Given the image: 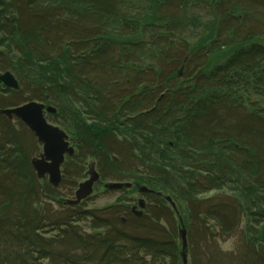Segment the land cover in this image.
<instances>
[{
    "label": "trees",
    "instance_id": "obj_1",
    "mask_svg": "<svg viewBox=\"0 0 264 264\" xmlns=\"http://www.w3.org/2000/svg\"><path fill=\"white\" fill-rule=\"evenodd\" d=\"M0 11L2 33L14 13L20 33L0 40L5 58L36 54L49 77L17 75L28 98L0 108L56 109L48 119L76 151L68 195L93 156L104 180L157 192L143 218L127 190L104 208L67 206L31 169L34 136L0 115V264H183L165 195L188 215V264H264V0H0ZM244 217L235 263L215 242Z\"/></svg>",
    "mask_w": 264,
    "mask_h": 264
},
{
    "label": "water",
    "instance_id": "obj_2",
    "mask_svg": "<svg viewBox=\"0 0 264 264\" xmlns=\"http://www.w3.org/2000/svg\"><path fill=\"white\" fill-rule=\"evenodd\" d=\"M11 85L17 87V81L11 75V73H6L5 75H0V85ZM56 113V109L52 106L46 108V105L38 102H31L23 106L17 107L14 110L2 111V114L8 117L10 120L19 119L27 127L36 133L39 140L44 143V155L39 164L37 163L39 170L41 171V176L48 172L51 175V182L55 186H59L62 183L63 175L62 168L60 167L64 163L65 154L74 155L75 149L70 147V143L67 142L69 137L67 134L61 130L59 127H55L47 121L46 113ZM90 171L87 173L90 179L86 180L84 183L79 185V189L75 194V198L66 200L65 204L68 206L76 207L82 202L87 200L93 193L94 185L99 184L100 177L95 172L94 165L90 164ZM134 184L132 183H120V182H108L104 185L105 190L109 192L121 191L123 189L132 188ZM138 191L140 194L155 193L150 190L147 186H138ZM160 194V193H159ZM161 195V194H160ZM166 199L173 204L171 197H166ZM147 208V203L144 200H140L138 206L132 208V212L138 218H142L144 210ZM124 222V221H123ZM181 238L183 243V254L182 258L184 264L187 262V239L186 231L182 230Z\"/></svg>",
    "mask_w": 264,
    "mask_h": 264
},
{
    "label": "bare ground",
    "instance_id": "obj_3",
    "mask_svg": "<svg viewBox=\"0 0 264 264\" xmlns=\"http://www.w3.org/2000/svg\"><path fill=\"white\" fill-rule=\"evenodd\" d=\"M17 14L16 13H14V14H12L11 16H10V21H9V25H10V27H8V28H5V32H3L2 33V31H3V29H1L0 28V40L1 39H8V38H14V36L13 35H11V34H9V33H12V32H16V33H18L19 35H20V33H19V31L18 30H13V29H11L12 28V24H13V22H12V20H13V18H11L12 16H16ZM0 18H4V14L0 11ZM4 20V19H3ZM0 21H1V19H0ZM16 22V21H15ZM2 30V31H1ZM15 36H17V35H15ZM18 37V36H17ZM3 44H9V43H7V42H3ZM7 49L6 48H0V55H1V61H0V65H2V68H0V75H5L6 73H11V75L15 78V80L17 81V87H15V86H11V85H0V97H5V98H7L8 97V95L10 96L11 95V93H15L14 94V96L12 97L14 100H19L20 101V99H22L23 98V100L24 99H27L28 98V95L27 94H24V91H23V87H22V83H21V80L19 79V77L20 78H22V77H30V78H32L33 77V79H34V82H35V80L36 81H39L38 83H43V84H45L48 80H49V77L48 76H45V77H43L42 75H41V69L37 66V61H38V58L40 59V57L38 56V55H36L35 54V56L33 57L32 56V59H31V62H27L25 59H27L28 60V58H27V55L26 54H22L21 56H20V58L19 59H21L20 61L17 59V58H15V57H8V58H5L6 57V55L5 54H7ZM4 54V55H3ZM37 58V59H36ZM47 63L48 62H55L54 60L53 61H51V59H49L48 61H46ZM29 65L30 66V68H29V70H30V72H31V74H28L26 71H25V69L23 68L24 67V65ZM8 70V69H12V70H14L15 72H13V71H10V70H8V71H4V70ZM19 77H18V76ZM54 77L55 78H60V74H54ZM28 93L30 92V91H27ZM7 96V97H6ZM33 98V97H32ZM31 102H38V103H41L40 101H36V100H33V101H29V102H27V103H25V104H28V103H31ZM25 104H23V105H25ZM44 104V103H43ZM23 105H20V106H23ZM20 106H17V107H20ZM17 107H4V108H0V115L1 116H3V117H6V118H8L7 116H5V114H2L1 112L2 111H7V110H14L15 108H17ZM54 114H56V113H54ZM45 117H46V119H47V121L49 122V124H51V125H53V126H55V127H59L61 130H63L60 126H58L57 124H55L54 122H52L51 120H49L48 119V115H45ZM15 121H14V123L15 124H17V122L16 121H18V122H20V123H22L27 129H28V131L34 136V139H35V141H36V143H37V145H38V147H39V150L38 151H35L32 155H31V158H30V166H31V169H32V171L34 172V174H35V176H36V178H37V180L40 182V183H48V184H50L53 188H55V189H59V186H61V184L59 185V186H55L52 182H51V175L48 173V172H46V173H44L43 174V176H41V171L39 170V167H38V165H37V163L39 164L41 161H43L42 160V156L44 155V143H42L40 140H39V138L36 136V133L34 132V131H32L29 127H27L23 122H21L19 119H14ZM134 127V126H133ZM132 130H134L135 129V127L134 128H131ZM65 132V131H64ZM143 133H142V136H144V132L145 131H142ZM66 134H67V136L69 137V139L67 140V142H69L70 143V135L67 133V132H65ZM137 134H141V132L140 131H138L137 132ZM70 145H71V143H70ZM72 146V145H71ZM73 147V146H72ZM74 148V147H73ZM75 149V148H74ZM75 154H76V151H75ZM75 154L74 155H69V154H65V156H64V160H63V164H62V166L60 167V170H61V168H63V166L65 165V163H67V158L68 157H74L75 156ZM90 164H93L94 165V169H95V172L99 175V177H100V181H99V184H95L94 185V190H93V193H92V195L89 197V198H91V197H93V194L95 193V191H97V190H99V187H103V185H105V184H107L108 182L106 181V180H104L103 179V177H102V175H101V173H100V171H99V169H98V164H99V162L97 161V159L93 156L92 158H91V161L88 163V165L86 166V177H85V179H83V180H81L79 183H78V185H77V187L75 188V194H76V192L78 191V189H79V185L81 184V183H84L86 180H88V179H90V176H88L87 175V173H89V171H90ZM78 168V167H77ZM117 182H120V183H128V182H122V181H117ZM215 187H218L219 185L218 184H215L214 185ZM134 187L135 186H132V188H129V189H123V190H127V191H131V190H133L134 189ZM150 189V188H149ZM122 190V191H123ZM151 190V189H150ZM138 191V190H137ZM137 193H139V192H137ZM150 193H147V194H143L142 196H143V198H139L138 200H137V203L139 204V201L140 200H144V201H146V203H147V205L149 204V201H148V199H147V195H149ZM61 199V198H60ZM172 199V198H171ZM173 201V200H172ZM53 203H55L58 207H60V202H59V200L57 199V198H55V199H53V201H52ZM52 203V204H53ZM169 206H170V212L172 213V217L174 218V217H176V219H177V221H179V228H178V235H179V237H180V241H181V258H182V254H183V243H182V238H181V232H182V230H185L186 231V239H187V247H188V242H189V235H188V231H187V228L185 227V224H184V218L187 216L186 215V213L185 212H183V215H182V211L180 210V208L178 207V205L173 201V204H171L170 202H169ZM244 211V216H247V217H249V215L251 214L250 212H248L247 211V208L245 207V204H244V206H243V208L240 210V213H242ZM167 212V211H166ZM168 214H169V212H167ZM170 215V214H169ZM144 217V216H143ZM142 217V218H143ZM247 217H244L243 218V220H242V222L244 221V220H246L247 219ZM187 219H188V217H187ZM236 233V232H235ZM235 233H233V234H231L230 236H226L225 238L227 239V238H230V237H232L233 235H235ZM217 243H219V240H217L216 242H215V244H216V246H217ZM222 253V252H221ZM224 254L225 255H231V253H229V252H224ZM238 254V253H237ZM237 254H233L232 256H234L233 258H234V262L235 263H238V261H237V259L240 257V256H237ZM240 254V253H239ZM183 261V260H182ZM187 262H188V257H187ZM189 263V262H188ZM183 264H184V261H183Z\"/></svg>",
    "mask_w": 264,
    "mask_h": 264
},
{
    "label": "rangeland",
    "instance_id": "obj_4",
    "mask_svg": "<svg viewBox=\"0 0 264 264\" xmlns=\"http://www.w3.org/2000/svg\"><path fill=\"white\" fill-rule=\"evenodd\" d=\"M63 131H65L63 129ZM66 132V131H65ZM63 181V180H62ZM115 181V180H113ZM109 182V181H107ZM57 194L59 195V198H63V199H72V197H74L75 195V191H74V195H68L71 191H68L66 189V187H64V185L61 183V186H59V189H57ZM129 191H126V195L128 196V199H126V201H124L123 203L129 206H135L137 205V200L139 198H143V196L139 193H134V194H130L128 193ZM123 195L122 191L121 192H109L106 193L103 187H99V190L95 191V193L93 194V197H91L90 200H85L84 202H82L79 206H83L82 204L86 202L85 206L83 207L84 209L87 210H94V209H100V208H104L106 206H109L111 204L117 203L118 199ZM55 210H59L58 212L60 213L62 210L55 204L53 203L52 206ZM125 209L124 207H121V211L123 209ZM62 213V212H61ZM124 212L122 211V214ZM183 215V212H182ZM125 215H122V218ZM188 217V215L186 216V218ZM171 222L173 223V221L171 220ZM174 224V223H173ZM247 219L244 220L240 227L238 228V230L236 231L235 235H233L230 238L227 239H221L219 240V243H217V248L219 249L220 253L222 252V254H224V252H229L231 253V255L233 254H237V256H239V247H242L243 245H249L248 243V233H247ZM190 242V241H189ZM191 243V242H190ZM189 246L187 247V257H188V262H190V252H189Z\"/></svg>",
    "mask_w": 264,
    "mask_h": 264
}]
</instances>
